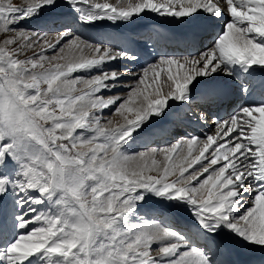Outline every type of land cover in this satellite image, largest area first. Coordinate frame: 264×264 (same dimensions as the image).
I'll return each instance as SVG.
<instances>
[{
  "label": "snow or ice",
  "instance_id": "1",
  "mask_svg": "<svg viewBox=\"0 0 264 264\" xmlns=\"http://www.w3.org/2000/svg\"><path fill=\"white\" fill-rule=\"evenodd\" d=\"M61 13L93 28L148 15L222 27L195 55L125 73L114 63L138 60L126 50L25 26ZM258 74L264 0H0V264H224L227 240L264 251ZM221 75L247 100L212 132L129 150ZM128 76L124 94L107 95ZM153 198L187 208L194 225L146 219L139 209Z\"/></svg>",
  "mask_w": 264,
  "mask_h": 264
},
{
  "label": "bare ground",
  "instance_id": "2",
  "mask_svg": "<svg viewBox=\"0 0 264 264\" xmlns=\"http://www.w3.org/2000/svg\"><path fill=\"white\" fill-rule=\"evenodd\" d=\"M70 17H75V19L69 20V23L66 24L67 27H72L71 30H73L74 32H76L79 35H82L85 38L90 39L93 42H102L100 39L102 36V33L104 32H112L113 33V28L110 24V22H101L102 26L101 27H89V26H85L82 23H80L77 18L76 15L74 13L72 14H59L55 17H50V16H45V17H41V18H37L35 20L29 21L30 25L36 24L33 27H37V29H39L38 27L40 26V29H49V25L48 23H50L51 21L57 19V21H61V20H65L66 18H70ZM213 23H218L216 21H212ZM212 22H208L206 20H204L203 18L195 23H191V24H185V23H181L179 21L176 20H171L170 18H161L155 15H148L143 19H138L135 23H127V24H123L125 27L128 28L129 31H135V30H141V32H144L145 35H149L151 33H153V31L155 29H163L166 28L168 31L170 32H177L179 30H181L182 28L185 30H192V29H200V28H204L205 26H209ZM221 27L222 25L220 23H218ZM65 26V25H64ZM63 29V26L62 28ZM204 30H202L203 32ZM218 30L213 31V34L216 33ZM210 36L206 35H201L197 38V40L200 42V44L197 47H186L183 50H176L175 48H170L168 49V52L165 53V50L163 48H158L157 52L162 53L161 55H175V56H188V55H195L197 54L198 51L211 46V44H209L208 46H203V40L205 39H209ZM203 46V47H202ZM177 47H179L177 45ZM129 53V51H127ZM158 57H147V64H149L150 62H155V59H158ZM152 62V63H153ZM134 63L133 61L131 62L130 60H122V61H118L115 62L113 67H119L122 68L123 70L120 72H125V73H135V72H139L141 70V68L137 67L134 71H131V68L134 67ZM133 77L128 76L127 79H124L122 81L123 87H121L119 90H112L110 92H108L107 94H124L127 89H128V85L133 83ZM216 83L215 85H211V84ZM211 87L210 91L216 92V96L221 93V92H226L227 89L230 88H234V92L236 94V97L232 100V101H226L224 99H221L219 105H215L219 108L220 110V116L221 118L226 119L228 117L227 113L232 110L234 107H238L240 104L245 103L247 100L246 96H242L239 94V92L237 91V84L235 82H233L232 79L226 77V76H218L216 79L212 80L211 78H209L207 81L202 80L201 84L193 91L192 93V100L190 102H185V103H181V102H176L173 104V108L172 111L168 112L166 117L163 118H158V122L156 123V127L151 130L150 135L153 137V141L151 144H144V137L139 139L135 144L137 145V147L135 149H143V148H139V144L140 147H144V146H151V147H155V146H165L167 144H170L171 141L170 140L172 138V136H177L176 138L181 139L183 138L184 134L187 136H200L203 137L206 133H210L213 131L214 128V123L213 120H210L209 122H204L203 123V119L198 118V108H201V110L205 113L206 117H208V113L211 111V109H208V105L205 102H202V97L201 95L197 94L203 87ZM200 89V90H199ZM199 90V91H198ZM124 92V93H122ZM193 98L195 100H193ZM261 97L257 96V94L255 93V99L259 100ZM195 102H198V104H194ZM215 102V101H214ZM212 102V103H214ZM172 103V102H170ZM186 107V109L190 110L191 113L186 112L185 113L182 111V106ZM184 115V116H183ZM225 115H227L226 117H224ZM178 117H186L189 118L190 123H184V125L181 127V129L179 131H184L182 133L181 136H179L177 133V127H175L176 125H179L181 123V121H177ZM212 119V117H211ZM180 122V123H179ZM168 129L169 130V136H165L164 138H159L157 137V133H158V129ZM192 129V130H190ZM175 130V131H173ZM171 136V137H170ZM170 137V138H169ZM175 139V138H173ZM174 142V141H173ZM171 142V143H173ZM250 199V198H249ZM160 200V199H159ZM166 202V201H165ZM164 202V203H165ZM163 204V203H162ZM166 204V203H165ZM174 204V203H173ZM172 204V205H173ZM158 205V204H157ZM167 205V204H166ZM159 206V205H158ZM163 207V206H162ZM162 214L157 213V209L155 206L153 205H148L146 208H142L140 207L139 211L140 214L143 215L146 219L148 217H150V215H157L158 217L160 216L161 219L166 218L164 221L166 222V224L169 223H173L174 221H178L175 224V227L177 228H187L189 226H193L194 225V218L192 217V215L190 214L189 210L186 208V211L178 212V216L174 217L173 214L174 211L170 210L172 213L169 212V209L167 208H162ZM177 211V210H176ZM160 222H162V220H160ZM179 223V224H178ZM182 224V225H180ZM229 242L231 243V245L233 246V249H235L236 251L239 252V254L235 257H231V256H227L226 254H221L219 256V259L221 258H225L227 260H235V261H239L240 259H243L246 256H251L252 254H256V252L259 249H249L246 247H243L237 243H235L232 240H229ZM242 252V253H241ZM259 264H264V261H262Z\"/></svg>",
  "mask_w": 264,
  "mask_h": 264
},
{
  "label": "rangeland",
  "instance_id": "3",
  "mask_svg": "<svg viewBox=\"0 0 264 264\" xmlns=\"http://www.w3.org/2000/svg\"><path fill=\"white\" fill-rule=\"evenodd\" d=\"M23 2V0H13V3H15V4H21ZM61 14H63V13H61ZM67 23H69V21L68 22H65V20H61V21H57V19H55L54 20V22L53 23H48V25H49V29H40V26L38 27L39 29H37V27H33V26H35L36 24H33V25H30V23L28 22L25 26L27 27V28H30V29H35V30H37V31H42V32H48L50 35H55L57 32H60V31H63V30H65V28H70V29H72V27H67L66 26V24ZM65 25V26H64ZM62 26H63V29H61L62 28ZM49 55H51L52 53L51 52H49L48 53ZM29 55H31V53H29ZM115 69L116 70H118V71H122L123 69L122 68H119V67H115ZM211 84V83H210ZM216 83H214V84H211L212 86L213 85H215ZM128 90V89H127ZM126 90V91H127ZM126 91H124V92H126ZM124 92H122V93H124ZM107 95H112V94H107ZM193 100H195L194 98H193ZM198 104V102H195V103H193V105L194 104ZM182 111L185 113V111H184V109H182ZM188 112L189 113H191V111L190 110H188ZM184 116V115H183ZM109 117H111V113H109V112H107V110H106V112H105V118H109ZM111 118H113L114 120H119V118L118 117H111ZM180 123V122H179ZM184 125V123H180L179 125H176V126H180V127H182V126ZM175 126V127H176ZM156 126H154L153 127V129L155 128ZM177 128H179V127H177ZM179 130H180V128H179ZM190 130H192V129H190ZM173 131H175V130H173ZM177 132H178V129H177ZM178 134V133H177ZM179 136H181V135H179ZM184 137H186L185 135H183ZM177 137V136H176ZM183 137V138H184ZM174 137H172L170 140H173V141H175V140H177V138H175V139H173ZM179 139V138H178ZM173 141H171V142H173ZM170 142V143H171ZM142 144V143H141ZM141 144H139V148H143V147H140V145ZM137 147V145L136 144H133L132 146H131V148L129 149L130 151H138V150H142V149H135ZM165 201H163V200H159L158 198H154V199H151V200H148L147 201V203H144L143 204V206L142 207H144V206H147V205H154L155 207H156V209H158V208H167V209H169V212L170 213H172L173 214V212H171L170 210H172V211H174V213L175 214H173L174 216H178V212L179 211H181V212H184V211H186V208H184V207H180V208H177V207H175L174 206V204L173 203H170V202H165ZM163 203V204H162ZM159 206H158V205ZM173 204V205H172ZM163 206V207H162ZM177 210V211H176ZM156 219L157 220H159L160 221V219H161V217L159 216H157L156 215ZM164 220V218L162 219V221ZM226 245H227V249H228V251L226 252V253H224V254H226L227 256H231V257H235V256H237L238 254H239V252L238 251H236L235 249H233V246L231 245V243L229 242V240H227L226 241ZM242 253V252H241Z\"/></svg>",
  "mask_w": 264,
  "mask_h": 264
}]
</instances>
